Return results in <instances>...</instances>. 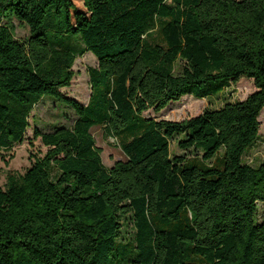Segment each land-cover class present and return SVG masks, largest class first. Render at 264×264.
Listing matches in <instances>:
<instances>
[{"label": "trees", "instance_id": "trees-1", "mask_svg": "<svg viewBox=\"0 0 264 264\" xmlns=\"http://www.w3.org/2000/svg\"><path fill=\"white\" fill-rule=\"evenodd\" d=\"M86 52L84 105L60 89ZM241 78L256 89L242 101L144 116ZM46 96L77 117L34 129L45 152L0 186V264H264V160L243 162L264 108V0H0V149ZM93 127L124 160L103 164ZM178 136L193 156L171 155Z\"/></svg>", "mask_w": 264, "mask_h": 264}, {"label": "rangeland", "instance_id": "rangeland-1", "mask_svg": "<svg viewBox=\"0 0 264 264\" xmlns=\"http://www.w3.org/2000/svg\"><path fill=\"white\" fill-rule=\"evenodd\" d=\"M14 24L15 37L24 41L29 34V28L17 21ZM81 47H83L82 44H80ZM96 66L97 60L91 52L77 55L72 66L75 74L70 86L61 88L60 93L65 97L73 98L80 104L86 105L91 92L87 69ZM255 90L252 79L241 78L236 83H231L229 87L215 96L197 99L187 95L180 98L179 101L170 103L159 113L148 110L144 113V116L156 120L180 121L197 116L205 109H219L228 102L242 101ZM76 117L75 112L69 106L49 96L42 98L34 106L29 116V126L25 131L23 140L14 144L11 148L0 149V186H5L7 174H22L33 161V155L45 152L46 148L41 144L40 139L34 138V129L41 132H51L57 127H70ZM258 121L260 123L258 137L243 155V162L255 167L264 160V108L258 117ZM91 133L95 139L96 146L101 149V159L106 167L109 168L116 161L125 159V155L117 145V142L105 136L102 128L93 127ZM179 138L181 137H173L170 140L171 155L188 154V156H193V153H185L178 147ZM256 221L258 223L264 222V204L262 203L257 204ZM126 229L129 231L130 225H127Z\"/></svg>", "mask_w": 264, "mask_h": 264}, {"label": "built area", "instance_id": "built-area-1", "mask_svg": "<svg viewBox=\"0 0 264 264\" xmlns=\"http://www.w3.org/2000/svg\"><path fill=\"white\" fill-rule=\"evenodd\" d=\"M114 141H115V139L114 138H112Z\"/></svg>", "mask_w": 264, "mask_h": 264}]
</instances>
